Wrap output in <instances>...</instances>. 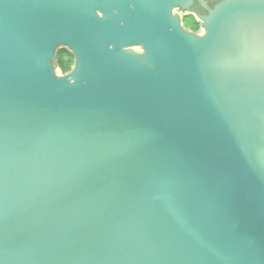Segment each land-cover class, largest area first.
<instances>
[{
	"label": "water",
	"instance_id": "water-1",
	"mask_svg": "<svg viewBox=\"0 0 264 264\" xmlns=\"http://www.w3.org/2000/svg\"><path fill=\"white\" fill-rule=\"evenodd\" d=\"M194 1L0 0V264H264V2Z\"/></svg>",
	"mask_w": 264,
	"mask_h": 264
},
{
	"label": "trees",
	"instance_id": "trees-1",
	"mask_svg": "<svg viewBox=\"0 0 264 264\" xmlns=\"http://www.w3.org/2000/svg\"><path fill=\"white\" fill-rule=\"evenodd\" d=\"M192 18V17H191ZM185 21V26L193 31H197L199 30V23H196V21L192 18L191 20H188L190 21L191 23H188L187 22V17L186 19H184ZM62 54H64L67 58L66 60V63L62 61ZM58 64H59V67L61 68L62 72L63 73H67L71 70V67L73 66L74 64V57L73 55L66 51V50H61L59 53H58Z\"/></svg>",
	"mask_w": 264,
	"mask_h": 264
},
{
	"label": "flooded vegetation",
	"instance_id": "flooded-vegetation-1",
	"mask_svg": "<svg viewBox=\"0 0 264 264\" xmlns=\"http://www.w3.org/2000/svg\"><path fill=\"white\" fill-rule=\"evenodd\" d=\"M207 4H208V6L210 7V8H213L215 5H217L218 3H220L221 1H223V0H204ZM191 13L190 14H188V15H183V14H181V13H179L178 14V16H180V18L182 19V21H183V23H184V25H185V21H184V19H186V17H187V20H191L192 18L196 21L197 19V17L199 16V15H203V14H206L208 11H207V9L203 6V4L201 3V1H199V0H195L194 1V3H193V5H192V7H191V11H190ZM192 17V18H191ZM196 23H199V22H196ZM200 25V24H199ZM189 29V28H188ZM189 30H191V29H189ZM193 31V30H192ZM199 30H197V31H194V32H198Z\"/></svg>",
	"mask_w": 264,
	"mask_h": 264
},
{
	"label": "rangeland",
	"instance_id": "rangeland-1",
	"mask_svg": "<svg viewBox=\"0 0 264 264\" xmlns=\"http://www.w3.org/2000/svg\"><path fill=\"white\" fill-rule=\"evenodd\" d=\"M188 23H191L190 21L187 20ZM136 51H138L139 49H134ZM68 57H66L64 54H62V61L66 63Z\"/></svg>",
	"mask_w": 264,
	"mask_h": 264
},
{
	"label": "snow or ice",
	"instance_id": "snow-or-ice-1",
	"mask_svg": "<svg viewBox=\"0 0 264 264\" xmlns=\"http://www.w3.org/2000/svg\"><path fill=\"white\" fill-rule=\"evenodd\" d=\"M262 2H264V0H262Z\"/></svg>",
	"mask_w": 264,
	"mask_h": 264
}]
</instances>
